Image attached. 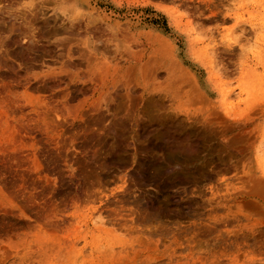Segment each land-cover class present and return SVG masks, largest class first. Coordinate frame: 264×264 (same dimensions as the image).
<instances>
[{"label": "rangeland", "instance_id": "rangeland-1", "mask_svg": "<svg viewBox=\"0 0 264 264\" xmlns=\"http://www.w3.org/2000/svg\"><path fill=\"white\" fill-rule=\"evenodd\" d=\"M147 1L153 5L138 7L134 12L140 14L142 11L153 17L141 16L140 25L146 26V30L152 29L155 34L165 33L169 45L180 47L184 67L197 75L200 90L218 109L223 110L228 104L236 119L252 113L251 123L257 121L254 126L250 125L258 135L255 148L253 146L246 153L238 152L237 145L224 142L221 136L209 139L205 131L199 134L198 141L183 126L175 125L171 118L158 121L156 117V130L166 126L163 129L166 133L162 130L165 136L161 132L169 142L164 157L168 158L172 150L176 152L177 161L168 167L165 159L155 161L146 182H142L137 173L112 170L101 175L96 165L101 162L102 155H93L92 150L109 149L110 137L103 143L96 134L86 131L89 130L86 125L77 124L78 150L65 159L63 154L56 153L44 133L25 136L22 125H26L25 115L29 113L25 108L27 92L16 84L18 78L7 69V62L0 56V264H264V211L262 215L231 197L246 186L243 169L246 162L251 159L252 166L256 171L259 169L258 174L264 169V0ZM53 2L0 0V6L7 8L6 13L24 15V20L19 19L21 28L35 30L31 39L36 40L41 26L37 15ZM166 7L176 17L177 29L170 26ZM81 10L79 13H85L81 14L84 19L91 14L98 15L96 9ZM86 10L92 11L91 14ZM124 21L127 19L122 18L121 22ZM58 22L60 25L62 20ZM110 26L108 29L101 24L99 31L102 32L98 31L95 36L100 37L101 42L109 39L101 48H107L105 54L113 59L115 46L108 48L109 44L113 42L122 48L125 43L118 41L117 35L113 36L116 32L112 35L114 30ZM111 39L114 40L110 42ZM11 82L15 86H11ZM172 87L167 84L166 92L173 93ZM167 104L177 106L179 103L169 100ZM120 128L119 125L117 129ZM124 132L122 129L119 136L126 137L127 132ZM30 141L35 143L38 160L42 162L40 170L27 155L30 154ZM105 144L108 147L103 146ZM195 150L199 151L196 158ZM118 154L115 158L122 159ZM76 162L79 164L75 165ZM196 185L206 194L189 192L176 197L175 192L179 194L180 188ZM63 199L65 204L60 202ZM59 202L61 207L57 206ZM183 202L186 209L181 206ZM59 216L64 219L61 221ZM59 220L62 223L55 227Z\"/></svg>", "mask_w": 264, "mask_h": 264}, {"label": "bare ground", "instance_id": "bare-ground-1", "mask_svg": "<svg viewBox=\"0 0 264 264\" xmlns=\"http://www.w3.org/2000/svg\"><path fill=\"white\" fill-rule=\"evenodd\" d=\"M102 5L105 7L102 8ZM150 5L151 3L147 0H54L52 6L48 7V9L46 8L42 13L40 11V16L37 15V20L39 19L41 26L39 29L40 34L36 40L35 38L31 39L35 35L32 33L35 31L34 29V31H31L29 27L27 31L25 30L26 28L24 29L25 31L22 30V21L19 19L24 17L23 14L21 16L13 12L11 13V11L6 13L4 11H7V8L4 9V5V8L0 6V56L2 60L7 62V69L12 72L13 76H16L15 78H18L16 84L27 92V97L24 95L26 98L25 108L26 110L28 108L27 112L29 113L25 115L27 116L26 125L21 124L22 128L24 127L25 136L27 134V136L31 137L44 133L46 138L53 144L57 151L56 153L63 154L66 159L78 150V130L76 129L79 128L78 125L84 124L86 125L85 128L89 129L85 130L96 134L99 140L102 142L103 140L107 141L105 138L110 137V143H112L111 146L108 145L109 147L106 144L103 145L109 148L104 147V151H100L99 148H92L94 149L92 150L93 155H102L101 162L96 165L98 173L104 175L107 172L106 174H109L108 171L112 172V170L137 173L142 182L148 181L147 174L151 168V164L154 165L155 161L165 159L167 167L169 164L177 161V158L174 156L176 152L172 150L168 158L164 157L167 144L169 146V142L165 141L162 135L165 132L166 126L164 129L162 125L164 132L161 129L156 130L154 126L156 117L158 121L162 118H171L174 124L176 123L178 127L179 125L183 126L182 128L189 131L196 140H198L199 134L205 131L209 139H218L221 136L224 142L226 141L233 146L237 145L238 152L241 151L242 153L246 150H251L250 148L256 143V137L258 138L256 132L250 128V125L253 124L252 126H254V122L256 121L251 123L252 113L250 114L251 117H242L246 119H236L232 117V111L228 104L227 106L223 105L225 106L224 109L220 110L215 102L214 104L211 100L207 99L208 97L206 98L205 94L200 90L197 75L184 67V56H182L180 47L177 44L169 45L170 42L165 33L160 31L158 34H155L152 29L146 30V26L140 25L139 20L141 16H145V19H151L153 16L142 14V11L140 14L134 11L138 7L147 8L153 4ZM160 6L158 8H161ZM83 8L96 9L98 15L94 16L91 14V10L90 13L86 10L91 16L89 15V17L86 13V16L89 18L84 19L81 15L83 13H79ZM123 10H126L124 15L123 13L121 14ZM167 14L170 26H174L177 29L178 21L176 17L168 9ZM34 15V19H36V14ZM161 15L163 16V14ZM27 18L25 19L26 21L28 20ZM122 18L127 19L126 22L124 21L126 24L121 22ZM21 20L24 19L22 18ZM59 20H62V22L60 25H57ZM103 23L104 27L111 25L114 30L112 32L111 29L112 35L116 32L113 36L117 35L116 39L119 38L118 41L125 43L124 47L121 48L117 44L113 45L111 41L114 39L110 40L112 44H109L108 48L115 46L113 49L115 52L113 59L105 54L104 51L107 48L104 50L101 48L102 43L106 44L109 39L106 38V42H101L102 39L100 40V37L95 36ZM121 23H123L122 26ZM27 25L29 26L30 24L28 23ZM104 27H102V30ZM107 28L109 29V27ZM107 28L105 29L107 30ZM30 32L31 34H29ZM119 46H121L120 43ZM169 46H171V52ZM9 84L8 87L10 86ZM167 84L173 86V93L169 92L171 93L169 94L166 92L165 86ZM11 86H15V84L11 82ZM20 100L18 101L20 102ZM169 100L177 101L179 104L177 106L175 104L169 105L167 104ZM220 105L222 104L220 103ZM10 109L12 111V108ZM21 111L23 110L21 109ZM257 113L260 112L257 111ZM170 123L169 125L171 126ZM76 125L78 128L75 127ZM119 125L125 131L124 133L127 132L126 137L122 138L119 136L121 135L119 132L122 131L121 128L119 129L120 131L117 129ZM29 139L31 140V138ZM48 139L45 141L47 142ZM93 139L95 138L93 137ZM35 140L37 141V139ZM102 142L101 144L104 143ZM217 142L219 144V141ZM28 146L30 154L27 155L39 166L40 170L41 161L39 162L40 158L38 160L35 143L30 141ZM197 152L199 151L195 150V158L197 157ZM117 153H120L118 154L119 158L120 156L121 158L123 156V158L116 159ZM27 158L25 157V159ZM250 160L248 162L245 161L246 163L243 167L246 181L245 188L241 191H235L231 197L234 201H240L246 207L248 206L262 214L264 211V169L259 166L263 171L261 174H258L257 171L259 169L256 171ZM70 161L75 162L74 160ZM67 162H69V158ZM79 162L80 164L82 163L81 161ZM79 162H76L75 165L79 164ZM27 163L29 164V162ZM210 177H212V174H210ZM196 186L193 188L191 186L180 188L181 190H177L180 193L176 194L175 192V195L176 197L183 196V194L189 192L193 195L197 193L206 194L204 189L201 191L202 189ZM107 195L105 194V196ZM196 198L194 197V199ZM228 200L230 201L231 198H228ZM62 201L64 202V199L60 202ZM58 204L57 206H62L61 203V205ZM104 204L106 207L108 206L107 202ZM183 204L180 205L185 207L186 203L183 202ZM65 206L64 209L66 208ZM60 207H58L59 209L56 207V209L61 210ZM186 211L184 210V212ZM207 215L209 214L207 213ZM57 218L61 219V221L64 219L60 216ZM61 221H56L58 223L53 224H56L55 227H57L62 223ZM61 226L59 227L61 228ZM60 238L59 240H61Z\"/></svg>", "mask_w": 264, "mask_h": 264}]
</instances>
